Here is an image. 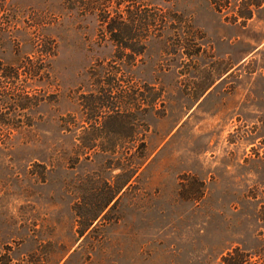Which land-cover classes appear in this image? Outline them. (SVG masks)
Returning a JSON list of instances; mask_svg holds the SVG:
<instances>
[{
    "label": "rangeland",
    "instance_id": "374dc122",
    "mask_svg": "<svg viewBox=\"0 0 264 264\" xmlns=\"http://www.w3.org/2000/svg\"><path fill=\"white\" fill-rule=\"evenodd\" d=\"M135 2L167 23L123 70L161 98L138 111L118 105L127 125L86 143V157L81 136L98 132L85 133L83 120L97 105L83 109L81 94L96 91L97 65L114 51L100 20L126 2L8 1L0 60L31 100L2 110L19 122L0 124V264L37 248L49 264L62 255L58 264H219L234 247L264 243V0ZM37 56L30 75L26 58ZM141 136L147 159L137 169ZM123 151L135 155L117 165Z\"/></svg>",
    "mask_w": 264,
    "mask_h": 264
},
{
    "label": "trees",
    "instance_id": "16d2710c",
    "mask_svg": "<svg viewBox=\"0 0 264 264\" xmlns=\"http://www.w3.org/2000/svg\"><path fill=\"white\" fill-rule=\"evenodd\" d=\"M8 1L9 0H0V38L4 34H9L11 30L12 18ZM122 1L126 2V6L122 10H117L115 16H111L108 10H104L102 19L100 20L102 24L105 25L110 36L109 39L113 43V55L108 61L100 62L97 65L104 75L95 78L94 81L97 86L96 91L81 94V106L83 109L87 110L89 106H93V104L97 105L94 106L95 112L92 115L91 122L83 120L85 124H88L87 127L82 125L85 133L87 128L98 132L94 135L91 134V137H87V135L81 136L82 149L84 151L81 155L86 157H88L89 151L93 148L91 144L86 143L96 141L102 133L105 134L103 131L104 129H107L110 133V131H113L112 129L114 127H124L127 125L128 116L120 110V106L118 105L134 103L138 111L143 104L153 107L155 102L161 98V93H159L154 86L140 85L133 82L132 78H130L123 69L127 68V66L131 67L134 65L137 56L140 55L144 49V43L149 35H157L165 28L167 23L166 15H162L158 9H148L143 7L141 3L136 4L135 0ZM217 10L221 12L220 8H217ZM126 50H128V52H126ZM37 51L43 52L41 50ZM42 61L43 58L41 56H37L35 60L29 57L26 58L25 65H27L26 67L30 75L37 74V70H35L36 64H40ZM0 77L4 79V84H7V89H9L8 92L0 90V124L10 126L19 122L18 118L9 117L7 113H2V110H26L27 104L30 103L31 98L27 92L21 94L14 91L17 71L3 64L1 60ZM10 88L12 89L10 90ZM22 100L26 103H21ZM2 104H4V108ZM101 107L110 108V111L105 113L100 110ZM60 121L67 131H70L72 125H74L73 117H70V115L62 117ZM126 135L127 136L123 137V139H130L131 135ZM3 140V136H0L1 143ZM145 148L144 136H141L139 150L136 155L123 151L120 153L121 157L114 161L119 163L117 165L131 163L132 156L135 155L138 159L136 163L137 169H139L147 159ZM101 151L105 154L115 155L113 150H108V152L107 150ZM127 183L126 181L117 188L116 191L112 192L105 206L113 200ZM95 218H97V215L94 219ZM84 232L85 231H81L79 233L82 235ZM62 258L63 255L56 259L54 264H58ZM49 261V257L45 256L44 252L37 248L30 253L28 257L22 258L14 264H49ZM4 264H10V262ZM219 264H264V243L257 249L251 251L234 247L220 257Z\"/></svg>",
    "mask_w": 264,
    "mask_h": 264
}]
</instances>
